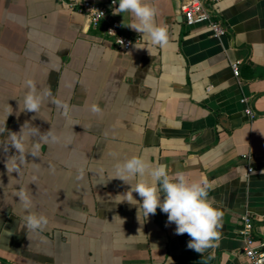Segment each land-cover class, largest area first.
<instances>
[{
    "label": "crops",
    "instance_id": "0c3cea01",
    "mask_svg": "<svg viewBox=\"0 0 264 264\" xmlns=\"http://www.w3.org/2000/svg\"><path fill=\"white\" fill-rule=\"evenodd\" d=\"M147 2L168 27L169 44L153 46L123 26L134 44L122 51L104 24L93 26L60 0H0V125L7 117L12 132L27 122L61 138L41 157L27 155L22 177L5 167L15 150L0 148V264H252L238 228L250 212L255 239L264 240V0H220L228 29L220 37L188 24L182 0ZM118 6L111 15L127 25L130 14H113ZM29 78L50 87L70 114L51 103L24 110ZM93 103L102 114L91 113ZM133 155L209 183L208 199L223 213L214 247L203 255L189 249L191 238L176 235L159 208L138 213L136 193L137 204L122 201L130 185L110 175L117 159ZM20 186L33 195L32 211L48 217L43 232L26 229Z\"/></svg>",
    "mask_w": 264,
    "mask_h": 264
},
{
    "label": "clouds",
    "instance_id": "9594fccd",
    "mask_svg": "<svg viewBox=\"0 0 264 264\" xmlns=\"http://www.w3.org/2000/svg\"><path fill=\"white\" fill-rule=\"evenodd\" d=\"M116 2L117 0H113V4ZM118 4V8L113 11L114 15L128 13L131 16L130 22L123 26L134 30L141 37L147 36L153 46L164 47L169 44L168 27L157 23L159 12L156 6L147 0H118ZM144 48L151 54L150 47ZM24 85L27 89L23 98L24 110L39 113L42 106L51 103L65 116L70 114L69 105L54 97L50 87L38 88L37 82L31 78L26 79ZM9 108L8 115L13 111L10 106ZM89 110L96 115L102 114L103 111L97 103L91 104ZM6 119L0 125V135L7 133L0 139V148L5 153H8L10 148L14 149L15 154L6 159L5 167L8 173L16 172L22 177L24 165L28 163L27 155L30 154L33 158L41 157V149L45 145L57 143L61 138L52 128L46 133H41L38 128L27 122L18 133L12 132L6 129ZM102 173L103 169L97 174ZM84 177L85 170L78 169L77 180H83ZM37 179L38 177L33 175L31 182L36 183ZM110 179H119L130 185L129 190L122 195V201L137 204L138 201L133 196V193H136L142 201L139 203L138 213L142 211L145 218L155 215L158 208L167 214V223L176 225L175 234H188L191 238L187 244L189 249L203 255L214 247L215 241L219 239L223 213L209 201L210 185L207 181L189 182L182 173H173L167 165L154 164L139 155L117 159L113 164ZM15 195L26 212V229L43 232L49 220L46 215L32 211V193L28 188L20 186Z\"/></svg>",
    "mask_w": 264,
    "mask_h": 264
},
{
    "label": "built area",
    "instance_id": "2783aa9c",
    "mask_svg": "<svg viewBox=\"0 0 264 264\" xmlns=\"http://www.w3.org/2000/svg\"><path fill=\"white\" fill-rule=\"evenodd\" d=\"M68 8L84 13L93 26L104 24L106 33L113 39L116 47L122 51L129 50L134 40L124 33L123 24L111 15L118 1L113 4L110 0L109 6H105L91 0H60ZM220 0H182L181 10L188 24H206L216 37L227 33V28L217 15L216 5ZM215 10V12H213ZM103 13V15L101 14ZM233 72L240 75V62L232 64ZM243 102H247L244 98ZM245 113L250 117H255V113L250 106L245 108ZM253 168H249L252 171ZM239 234L244 241V253L252 264H264V240L257 242L254 235L255 217L250 212H245L241 217Z\"/></svg>",
    "mask_w": 264,
    "mask_h": 264
},
{
    "label": "water",
    "instance_id": "95a60500",
    "mask_svg": "<svg viewBox=\"0 0 264 264\" xmlns=\"http://www.w3.org/2000/svg\"><path fill=\"white\" fill-rule=\"evenodd\" d=\"M206 2L207 0H204V4L206 5ZM213 12H215V10H213ZM223 22V21H222ZM225 25V24H224ZM226 26V25H225ZM227 28V27H226ZM227 32H228V29H227ZM240 72H241V66H240ZM256 115V114H255ZM157 218H158V222H159V211H158V214H157ZM239 230V228H238Z\"/></svg>",
    "mask_w": 264,
    "mask_h": 264
}]
</instances>
